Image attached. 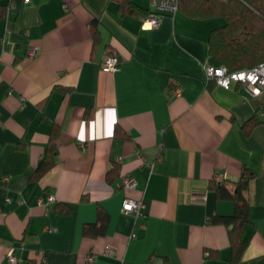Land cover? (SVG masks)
Wrapping results in <instances>:
<instances>
[{
	"label": "crops",
	"instance_id": "obj_1",
	"mask_svg": "<svg viewBox=\"0 0 264 264\" xmlns=\"http://www.w3.org/2000/svg\"><path fill=\"white\" fill-rule=\"evenodd\" d=\"M120 1L0 0V264L10 248L18 264H233L229 228L211 219L235 204L210 186L222 175L234 191L249 172L235 264H264V95L207 80L224 21L178 11L144 28L149 14ZM108 55L117 71L102 69ZM52 142L54 165L34 177ZM100 210L104 232L85 234Z\"/></svg>",
	"mask_w": 264,
	"mask_h": 264
},
{
	"label": "trees",
	"instance_id": "obj_2",
	"mask_svg": "<svg viewBox=\"0 0 264 264\" xmlns=\"http://www.w3.org/2000/svg\"><path fill=\"white\" fill-rule=\"evenodd\" d=\"M120 7L128 14L144 17L152 12L151 9L136 7L132 0H121ZM179 11L196 19H223L224 23L213 28L209 35V52L216 61L215 66H224L229 72H235L264 63V0H180ZM57 132L58 129L54 127L51 140H56ZM54 146L52 142L34 172V177H39L54 165ZM252 177V173L249 172L238 181H234V191L226 186L228 181L224 180H214L210 186L216 189L219 198L232 200L235 204L232 215H216L211 219L212 222L222 223L229 228L233 264L240 261L247 246L244 230L251 218L245 193ZM107 219V213L100 210L98 223L86 227L85 234L103 233Z\"/></svg>",
	"mask_w": 264,
	"mask_h": 264
},
{
	"label": "built area",
	"instance_id": "obj_3",
	"mask_svg": "<svg viewBox=\"0 0 264 264\" xmlns=\"http://www.w3.org/2000/svg\"><path fill=\"white\" fill-rule=\"evenodd\" d=\"M26 3L31 0H25ZM151 13L144 19V28H154L161 24L162 17L165 14H175L179 11L180 0H150ZM34 56L35 52L30 53ZM120 60L117 56L108 55L103 60L101 67L105 71L114 72L119 69ZM206 77L208 81H215L218 85L225 89H229L232 82L240 83L253 96L264 95V63L254 66L250 69H244L235 72H229L224 66L209 65L205 69ZM174 94L180 95V88H174ZM262 112L264 114V103L262 105ZM144 162V159H143ZM218 181L223 180L222 175H218L216 178ZM136 186V180L133 176L125 174L122 179L121 187L127 189H134ZM196 199H204L202 196H196ZM56 199L54 195L49 194L46 197L45 204L55 203ZM142 202L139 199L126 198L122 205V211L126 214H133L136 217L141 216ZM107 249L105 252H108ZM7 260L9 264H18L19 259L15 255L14 249H11L7 253ZM95 257L92 253L86 255V259L80 264H94Z\"/></svg>",
	"mask_w": 264,
	"mask_h": 264
},
{
	"label": "rangeland",
	"instance_id": "obj_4",
	"mask_svg": "<svg viewBox=\"0 0 264 264\" xmlns=\"http://www.w3.org/2000/svg\"><path fill=\"white\" fill-rule=\"evenodd\" d=\"M220 19H222V18H220ZM223 20V19H222Z\"/></svg>",
	"mask_w": 264,
	"mask_h": 264
}]
</instances>
